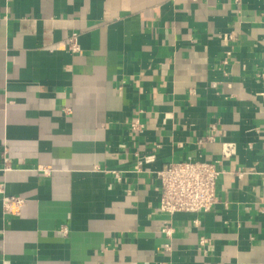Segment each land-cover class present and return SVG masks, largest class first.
Here are the masks:
<instances>
[{"label": "crops", "instance_id": "1", "mask_svg": "<svg viewBox=\"0 0 264 264\" xmlns=\"http://www.w3.org/2000/svg\"><path fill=\"white\" fill-rule=\"evenodd\" d=\"M262 72L264 0H0V264H264ZM185 159L224 172L165 251L154 172Z\"/></svg>", "mask_w": 264, "mask_h": 264}, {"label": "built area", "instance_id": "2", "mask_svg": "<svg viewBox=\"0 0 264 264\" xmlns=\"http://www.w3.org/2000/svg\"><path fill=\"white\" fill-rule=\"evenodd\" d=\"M68 49L72 52L79 51L77 34L72 33L67 39ZM264 79V72L260 73ZM130 128L141 132L143 125L132 122ZM213 140V135L207 136ZM236 153L233 142L221 144V159L229 158ZM221 159L209 161L185 159L181 161L168 162L161 168L155 170L154 174L158 183L159 203L158 211L167 216L160 228V233L166 239L163 244L165 251L171 250V241L174 233L172 216L177 212L202 214L208 212L216 202V183L224 170L221 168ZM154 157L150 155H139L134 169L140 171L143 163L153 162ZM7 165V159H5ZM7 169V168H6ZM46 172V170H44ZM117 176V174L115 173ZM25 203L20 196H3V211L7 214L17 215ZM198 224V220L193 221ZM65 232V229L62 230ZM207 241L206 237H200V243Z\"/></svg>", "mask_w": 264, "mask_h": 264}]
</instances>
